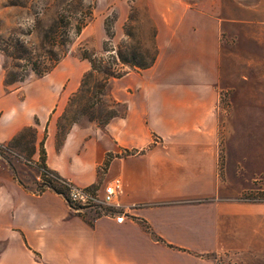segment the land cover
I'll return each mask as SVG.
<instances>
[{
    "label": "crops",
    "instance_id": "obj_1",
    "mask_svg": "<svg viewBox=\"0 0 264 264\" xmlns=\"http://www.w3.org/2000/svg\"><path fill=\"white\" fill-rule=\"evenodd\" d=\"M134 1L156 51L148 67L107 80L122 115L73 123L57 146L83 61L0 92V144L33 125V163L42 140L44 165L73 185L118 178L125 218L72 211L1 169L0 264H264V199L248 197L264 192V0Z\"/></svg>",
    "mask_w": 264,
    "mask_h": 264
},
{
    "label": "rangeland",
    "instance_id": "obj_2",
    "mask_svg": "<svg viewBox=\"0 0 264 264\" xmlns=\"http://www.w3.org/2000/svg\"><path fill=\"white\" fill-rule=\"evenodd\" d=\"M124 3H126L127 6H125ZM87 4L92 7L90 19H87ZM121 4L124 6V8L122 7V10L125 11L126 9L127 11V15L123 20L118 18ZM66 14L70 16L72 26L79 22H86V24L82 27L78 35L72 34L73 29L69 31V41L65 43L63 47L67 51L58 60L55 66H61V63L59 65V62L64 60L67 67L73 71H77L79 67L76 62L83 61L88 70L89 64L87 61L78 56L79 50L85 48L89 50L94 57L102 60V64L106 65L109 63L113 71L121 75L127 69L131 68L125 64H121L116 59L113 60L111 58V56H114L115 50L118 49L124 56H128L130 52H133L137 56V61L140 62L148 61L153 55L154 50L153 42L151 41V24L144 14L142 3L139 1L135 2L134 0H0V38H18L31 49L34 55H42L44 52L40 50L38 46L42 42L43 46L47 44L42 40L39 41V37L55 20H58L56 30L61 33L63 26L61 25L60 18ZM72 26L71 28H73ZM104 27H108L109 29L107 35L108 38L105 35ZM103 45L112 50H102ZM57 51L61 52L59 49ZM10 64V59L4 57L0 53V92L8 93L17 90L18 94H21L22 89L19 88L27 85L31 81L50 80L51 78L49 72L40 77L35 76L32 72H28L22 82L4 86L2 83L3 74L5 68H8ZM80 77L81 76H79L77 80H80ZM113 78L116 77H110L108 80ZM88 83L89 85L91 84V82ZM219 87L217 114L219 119L222 120V117L224 118L227 114L228 89L226 77L223 78V80H220ZM94 100V97L89 99L84 97H74L68 106V110L64 112L63 117L59 118L63 110L57 117L60 124L65 128L69 125L70 121L75 118L76 123L91 122L98 126L99 120L103 119L106 115V109L104 108H107V106L110 105L111 98L108 97L106 93L100 98V103L97 102V107L93 109L90 108L86 111L93 114V120H90L87 115L80 116L74 114L80 106H87L91 101L94 102ZM95 101H97V99ZM116 109H119V107ZM4 146L3 143L0 145V148H3ZM1 169L9 170L13 176L14 174L11 169H14L28 187L35 188L36 184L38 185L40 182L38 172L36 173L35 171V166L31 157H28L21 147H10L9 149L0 152V170ZM102 170V167L98 168L97 171L99 176L101 175ZM34 176V181L37 182L36 184L33 183L34 181L32 180ZM66 183L70 182L66 180ZM66 183L64 182V184ZM66 192L67 191H65V195ZM71 210L74 211V209ZM84 211L89 212L90 210H77V212ZM105 211H107V209H105ZM90 212L93 213L92 211ZM93 214L100 216V214ZM124 218L125 214L123 216V219Z\"/></svg>",
    "mask_w": 264,
    "mask_h": 264
},
{
    "label": "trees",
    "instance_id": "obj_3",
    "mask_svg": "<svg viewBox=\"0 0 264 264\" xmlns=\"http://www.w3.org/2000/svg\"><path fill=\"white\" fill-rule=\"evenodd\" d=\"M91 5L87 4L86 13L87 19L91 18ZM61 20V25L63 26V30L61 33L57 32L56 24L58 20H55L49 25V28L43 32V34L39 37V41H44L47 45L43 46V42L39 44L40 50L44 53L42 55H34L30 48H28L22 40L18 38H0V53L10 59L11 64L8 68H5L3 74V85L7 86L10 84H14L17 82H22L28 72H32L35 76L40 77L44 74L48 73L58 62V60L65 54L67 51L64 47L65 43L69 41V31L72 30L73 35H78L82 27L86 24V22H79L78 24L71 25V18L70 16L63 15ZM71 26L73 28H71ZM151 27V26H150ZM108 27H104L105 35H108ZM153 36V29L151 27V41ZM108 38V36H107ZM63 48V50H62ZM61 52H58L57 50ZM102 50L110 51L112 49H108L106 46L103 45ZM153 55L148 61H137V56L135 53L130 52L128 56H124L120 53L117 49L115 50L114 56L111 58L114 60L116 59L121 64H125L130 68H146L152 64L155 57V47L153 45ZM78 56L81 59H84L89 64V69L84 71L81 74L79 85L77 90L73 92L67 100V104L63 109V112L59 116V118L63 117L65 111L68 110L69 104L72 102L74 97H84L86 99L95 98L97 101L90 102L87 106H80L74 114H78L80 116H86L93 120L94 116L92 113L86 112L88 109H93L97 107V102L100 103V98L105 93V87L107 80L110 77H118L120 76L119 73H115L110 67V64H102L100 59L94 57V55L89 52V50L82 48L79 50ZM44 59V60H43ZM92 80V81H91ZM88 82H91L89 85ZM119 107V109H116ZM105 110V117L98 122V126H103L105 123L112 117L120 116L124 113V105L120 102L110 100V105ZM89 115V116H88ZM34 123H36V119H34ZM76 123V119L73 118L67 127H63L59 120L56 121L57 127V134H56V144L57 146L61 143L63 136L67 132L68 128L71 124ZM1 145V144H0ZM4 147L0 148V152L3 150L14 148V147H21L24 152L31 157V155L35 152V127L33 125L27 126L19 130L10 140L4 143ZM38 152V159L34 163L35 171L38 172L39 177V184L37 185L34 180L35 176L32 178L34 181L33 183L36 184L35 188L28 187L21 179V176L13 171L14 177L16 178L17 182L26 189L31 190L34 193H40L45 189H50L51 191L60 194L65 199V191H66V180L60 177L55 171L47 168L44 165L45 159V152L43 149L42 140L38 142L37 147ZM107 164V160H105L102 164V169L105 168Z\"/></svg>",
    "mask_w": 264,
    "mask_h": 264
},
{
    "label": "built area",
    "instance_id": "obj_4",
    "mask_svg": "<svg viewBox=\"0 0 264 264\" xmlns=\"http://www.w3.org/2000/svg\"><path fill=\"white\" fill-rule=\"evenodd\" d=\"M65 185L67 191L65 201L74 211L88 209L102 216L111 215L116 222L123 219V206L117 201V197L120 194V181L118 178L114 177L106 183L93 186L80 187L70 183H66ZM248 197H260L264 199V192L262 196L248 195ZM105 209H107V211H105Z\"/></svg>",
    "mask_w": 264,
    "mask_h": 264
}]
</instances>
